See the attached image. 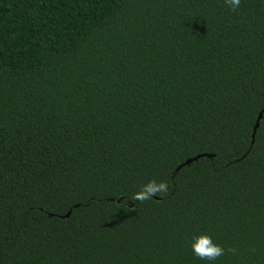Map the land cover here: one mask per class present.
I'll list each match as a JSON object with an SVG mask.
<instances>
[{
	"label": "trees",
	"instance_id": "16d2710c",
	"mask_svg": "<svg viewBox=\"0 0 264 264\" xmlns=\"http://www.w3.org/2000/svg\"><path fill=\"white\" fill-rule=\"evenodd\" d=\"M0 264H264V0H0Z\"/></svg>",
	"mask_w": 264,
	"mask_h": 264
},
{
	"label": "clouds",
	"instance_id": "9594fccd",
	"mask_svg": "<svg viewBox=\"0 0 264 264\" xmlns=\"http://www.w3.org/2000/svg\"><path fill=\"white\" fill-rule=\"evenodd\" d=\"M225 4L231 11H236L241 5V0H225ZM169 191V185L166 181L149 180L143 184L131 199L134 201H148L158 194H164ZM193 253L202 260L215 261L225 254L223 246L216 244L208 234H201L193 238L191 243ZM228 251L235 254L236 249L230 248Z\"/></svg>",
	"mask_w": 264,
	"mask_h": 264
},
{
	"label": "water",
	"instance_id": "95a60500",
	"mask_svg": "<svg viewBox=\"0 0 264 264\" xmlns=\"http://www.w3.org/2000/svg\"><path fill=\"white\" fill-rule=\"evenodd\" d=\"M260 117H261V113H260V115H259V117H258V119H257V121H256L254 131H255L256 127L258 126V120H259ZM198 156H199V155H198ZM198 156H195V157H193V158H189V159H187L183 164L189 163V162L192 161L193 159H196ZM183 164H180V165L178 166V168H179L181 165H183ZM68 214H69V212L67 213V215H68Z\"/></svg>",
	"mask_w": 264,
	"mask_h": 264
}]
</instances>
